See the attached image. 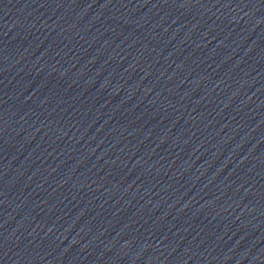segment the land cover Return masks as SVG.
I'll return each instance as SVG.
<instances>
[{
  "label": "water",
  "instance_id": "water-1",
  "mask_svg": "<svg viewBox=\"0 0 264 264\" xmlns=\"http://www.w3.org/2000/svg\"><path fill=\"white\" fill-rule=\"evenodd\" d=\"M0 175L82 264H264V0H0Z\"/></svg>",
  "mask_w": 264,
  "mask_h": 264
}]
</instances>
